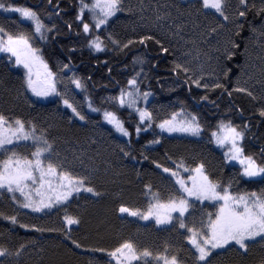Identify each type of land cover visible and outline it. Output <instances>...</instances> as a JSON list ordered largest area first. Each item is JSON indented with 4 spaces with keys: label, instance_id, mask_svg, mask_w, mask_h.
<instances>
[{
    "label": "trees",
    "instance_id": "1",
    "mask_svg": "<svg viewBox=\"0 0 264 264\" xmlns=\"http://www.w3.org/2000/svg\"><path fill=\"white\" fill-rule=\"evenodd\" d=\"M140 1L124 0V12L118 13L98 33L94 31L86 35L76 18L79 0H51V4L48 0H5L6 3L34 7L46 24L56 25V31L48 34L46 43L35 44L43 49L49 67L59 79L60 74L79 78L85 85L86 91H80L86 103L91 99L95 108L117 111L133 135L129 144L128 137L116 135L115 130L103 121L102 113H87L85 104L87 121H79L73 118L70 109L62 106L59 98L38 102L24 90L23 70L15 67L6 54H2L0 112L12 118L31 121L38 128L46 130L47 138L58 154L54 162H63L67 170L74 174L88 175L90 186L101 193L96 197L82 192L78 197L74 196L67 206V214L79 216L82 221L72 228L73 239L84 246L79 249L66 241L59 231L36 232L31 227L20 226L26 224L62 229L64 209H54L47 215L33 213L19 209L7 193L0 195V213L3 216L16 215L18 220L17 224H12L0 216V247L13 252L21 244L26 245L19 258L0 257L3 264H108L106 254L85 249L105 248L110 251L129 239L153 252H160L167 245L171 254L178 255L183 264H192V251L184 230L178 226L165 229L154 222L143 223L136 217L118 211L121 205L145 209L149 200L145 185H151L152 190L159 191L162 196L178 194L168 174L157 168V164L173 168V162L183 160L186 166L195 167L202 161L214 180L225 185L232 182L234 194L264 190V182L241 178L239 165L226 164L223 151L211 137L221 120H231L241 127L246 124L245 151L258 161L264 160L261 154V149H264V117L259 115V109L264 105L233 91L234 88L245 87L258 96L255 88L259 82H264V36H260L259 31H251L252 26L259 30L260 17L255 10L248 11L246 19L241 21L243 30L236 36L231 18L239 8L238 0H228L227 14L230 21L227 23L214 11L202 8L201 0H144L146 4L142 19L138 13ZM253 2L259 7L261 0H250V4ZM129 8L132 11H128ZM155 13L163 19L157 22ZM149 15L151 21L148 20ZM0 21L6 22L4 26L9 31L17 30V26L32 31L31 24L22 22L17 15L0 12ZM84 22L92 23L87 12ZM69 24L70 29L67 27ZM221 24L223 27H220ZM177 26H180V32L174 36L172 33ZM212 28H216V32L213 33ZM109 33L121 44L129 39L137 42L121 51L108 41ZM96 34L107 45L104 52H94L87 46L88 40ZM144 35L154 36L161 44L152 40L146 44L138 43ZM231 42L240 47L235 50L236 55L232 60L228 61L224 52ZM161 45L169 51L163 52ZM190 50L195 51L194 59L209 62V72L221 77L220 82L227 91L205 90L194 84L189 91L188 85L184 83L185 77L182 74L177 77L172 68L174 61L187 60L184 54ZM134 58H139L143 64L133 63ZM189 59L193 61V58ZM64 64H68L69 68L64 69ZM246 67L250 68V74L244 70ZM141 69V90L152 92L148 107L157 117L156 122L183 107L186 112L195 113L200 118L204 131L199 138L167 134L159 137V129L155 125L136 137L134 127L138 122L137 115L130 109L118 108L116 101L109 98L118 96L121 88H127V81ZM222 69H231L227 77L223 76ZM241 79L242 83H237ZM208 82L211 83V80ZM228 91L232 92L231 96L227 94ZM203 96H207L208 100H202ZM239 110H243L242 114ZM156 138L160 139L159 144L145 147ZM30 150L34 149H22L25 153ZM124 152L130 155L125 156ZM205 211L214 212L215 208L209 202H193L191 215L186 222L193 218L199 220ZM210 259L212 264H262L264 241L258 239L251 242L246 254L233 247L213 253Z\"/></svg>",
    "mask_w": 264,
    "mask_h": 264
},
{
    "label": "snow or ice",
    "instance_id": "2",
    "mask_svg": "<svg viewBox=\"0 0 264 264\" xmlns=\"http://www.w3.org/2000/svg\"><path fill=\"white\" fill-rule=\"evenodd\" d=\"M48 3L51 4V0H48ZM238 5L236 14L231 18V23L235 25L236 29L235 35L239 36L243 30L244 25L241 21L246 19L248 11L255 10L261 23L259 30L252 26L251 31L253 33L259 31V35L264 36V0H261L259 7L254 2L250 4V0H238ZM201 6L206 10H214L215 14H218L224 22L230 21L227 14L228 0H201ZM0 10L5 13L18 14L22 22H29L32 26L31 32L22 30L19 26H17V30L9 31L4 26L6 22L0 21V53L6 54L7 59L15 67L23 70L22 82L25 92L31 93L38 102L47 100L49 97H59L63 105L71 110L73 118L87 121L86 115L82 114L66 98L65 93L58 90L57 74L52 71L44 59L43 49L35 46L37 42L46 43L49 39L48 34L56 31V25L46 24L34 7L0 0ZM124 11V0H90V2L79 0V11L76 18L82 24L83 33L87 35L94 31L98 33L102 26H107L112 18ZM128 11H132V9L129 8ZM143 11L142 4L140 12L143 13ZM86 12L91 17V24L84 22ZM141 18L143 19V16ZM162 19L163 17L156 16L157 21ZM67 27L70 29L71 25L69 24ZM220 27H223V24ZM211 31L216 32V28H212ZM179 32L180 26H177L172 35L178 36ZM107 39L114 48L121 51L137 42L129 39L126 43L121 44V41L114 39L111 33L107 35ZM150 40L158 45L161 44L160 40L151 35L141 36L138 43L146 44ZM87 46L94 52H104L107 47L99 34L92 36L88 40ZM239 47V44L231 42V46L225 48V59L231 61L236 55L235 50ZM161 48L163 52L169 51L163 45ZM184 55L188 56L189 53ZM133 63L143 64V61L134 58ZM190 65V60L174 61L172 68L177 77L181 74L185 77L184 83L188 85L189 91L193 84L197 88L205 90L223 89L227 91L225 85L220 82L219 75H215L214 72L206 73L203 65L195 70ZM63 68L68 69L69 65L64 64ZM142 71L143 69L136 72L127 81V88H121L118 96L109 98L116 101L118 108L130 109L137 115L138 122L134 127L136 137H139L142 132L146 133L153 129L155 125V128L159 129V137H163L167 133L199 138L204 131L200 118L195 113L186 112L183 107L171 112L167 118L159 119V122H156L157 117L148 107L152 92L141 90ZM230 71L231 69H222L223 76L227 77ZM109 72H111L110 68ZM209 80L211 83L208 82ZM70 83L76 89L86 91L85 85L74 75L70 78ZM233 91L245 94L253 101L264 103V94L258 97L245 87H237ZM227 94L231 96L232 92L228 91ZM201 99L207 101L208 97L203 96ZM87 107L90 112L102 113L103 121L121 136L128 137L129 144L131 143L133 133L125 126V121L121 119L117 111L95 108L91 99L87 100ZM239 111L242 114L243 110ZM259 115L264 117V107L259 109ZM247 129L248 125L246 124L241 127L231 120H221L217 124L216 131L211 133L212 141L218 147L226 149L223 153L226 164L235 161L240 166L239 175L241 178H247L249 181L259 179L264 182V160L258 161L254 155L247 154L245 151L244 141ZM47 135L46 130L38 128L31 121L12 118L0 112V195L7 193L19 209H28L33 213L47 215L54 209H64L65 214L62 217L64 227L62 229H46L26 224L20 226L31 227L36 232L59 231L66 241L78 249L83 248L84 246L72 237V228L82 223L81 218L67 214V206L74 196L78 197L82 192L96 197L101 193L90 186L91 179L88 175L74 174L67 170L63 162H54V158H58V154L54 152L53 143L49 141ZM160 142V139L156 138L150 140L145 147ZM25 147L34 150L25 153L22 151ZM261 154L264 155V149H261ZM124 155L128 156L130 153L124 152ZM173 164V168L164 167L161 164H157L156 167L161 169L164 174H168L178 194L162 196L159 191L154 192L151 185H145L149 197L145 209H133L121 205L118 211L141 221L151 220L157 226L165 229L178 226L179 229L184 230L187 233L185 239L192 251V264H212L210 258L216 250L226 251L238 247L242 253L246 254L251 242H255L257 239L264 241V190L259 193L253 191L234 194L232 182L229 181L225 185L221 181L214 180L202 161L195 167L186 166L183 160L173 162ZM205 201L209 202L215 211H205L199 220L193 218L190 222H186L188 216L191 215L190 209L193 207V202L203 204ZM0 216H3V213H0ZM3 218L12 224L18 223L16 215L3 216ZM25 249L26 245L24 244H21L13 252L5 247H0V257L19 258ZM85 250L106 254L109 258L108 264H183L178 255L171 254L167 245L162 251L153 252L148 247L138 246L130 239L124 240L110 251L105 248Z\"/></svg>",
    "mask_w": 264,
    "mask_h": 264
},
{
    "label": "rangeland",
    "instance_id": "3",
    "mask_svg": "<svg viewBox=\"0 0 264 264\" xmlns=\"http://www.w3.org/2000/svg\"><path fill=\"white\" fill-rule=\"evenodd\" d=\"M86 2H88L87 0H86ZM143 4V6L145 7V2H144V0H142V1H140V7H141V5ZM140 7H139V9H140ZM209 10H212V9H209ZM212 11H214V10H212ZM0 12L1 13H4V14H6V15H17L18 16V14H13V13H5V12H3L2 10H0ZM139 14H141V16H142V14L143 13H141V12H138ZM156 14V13H155ZM152 15V14H151ZM158 14H156V16H157ZM153 17L155 16L154 14L152 15ZM151 16L149 15L148 16V20H150L151 21V18H150ZM158 22V21H157ZM24 23H29V22H24ZM30 24V23H29ZM193 51V52H192ZM195 51L194 50H190V51H188V53H189V57L187 58L186 56H185V58L187 59V60H190L191 61V65L193 66L192 68L195 70V69H198L199 68V66L200 65H203V67H204V69H205V71H206V73L207 72H209L210 71V69H208V67H209V62H206L205 61V59L204 60H202V59H194V57H195V54H193ZM3 53H0V56L2 55ZM189 58H193V61L191 60V59H189ZM208 64V65H207ZM249 67H246V68H244V70L246 71V73L248 74H250V72H249ZM61 75V77H60V79L58 78V84H57V88H58V90L60 91V92H63V93H65L66 94V98H68L69 99V101L71 102V103H73L77 108H78V110L79 111H81V113L82 114H85V112H84V105L83 104H85L86 106H87V103H86V100L81 96V91H80V89H76L75 88V86L74 85H72L71 83H70V76H67V75H65V74H60ZM245 79V78H244ZM242 79L239 81L240 82V84L242 83ZM255 82V81H254ZM256 89V92H257V94H258V96H261L262 94H264V82H259L258 83V86L255 88ZM31 94V93H30ZM33 97V96H32ZM34 99H36L35 97H33ZM54 98H59V97H49L47 100H44V101H48V100H50V99H54ZM60 99V98H59ZM61 100V99H60ZM62 102V101H61ZM263 105H264V103H263ZM62 106H64V105H62ZM85 111L87 112V113H92V112H90L89 111V109H88V107L85 109ZM117 133V132H116ZM165 134H167V133H165ZM116 135H119V136H121L119 133H117ZM167 135H170V136H182V135H180V134H167ZM121 137H123V136H121ZM220 148V147H219ZM222 151H223V153H224V151H226V149H222V148H220ZM230 164V163H229ZM231 164H235V165H238L235 161H233V162H231ZM204 203H207V201H205ZM25 210H28V209H25ZM28 211H31V210H28ZM148 222H153V221H151V220H149V221H143V223H148ZM158 227H161V226H158ZM258 240V239H257ZM238 248V247H237ZM217 251H222V250H216V252ZM215 253V252H214Z\"/></svg>",
    "mask_w": 264,
    "mask_h": 264
}]
</instances>
